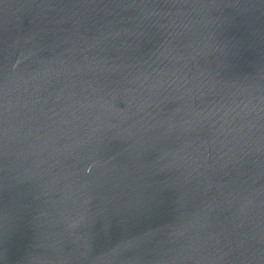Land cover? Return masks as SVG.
I'll return each mask as SVG.
<instances>
[{"label": "water", "instance_id": "95a60500", "mask_svg": "<svg viewBox=\"0 0 264 264\" xmlns=\"http://www.w3.org/2000/svg\"><path fill=\"white\" fill-rule=\"evenodd\" d=\"M0 264H264V0H0Z\"/></svg>", "mask_w": 264, "mask_h": 264}]
</instances>
